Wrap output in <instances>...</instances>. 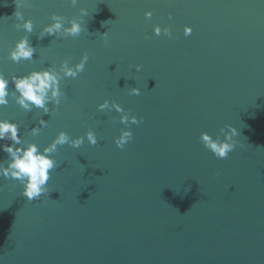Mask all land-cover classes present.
<instances>
[{
  "label": "water",
  "instance_id": "1",
  "mask_svg": "<svg viewBox=\"0 0 264 264\" xmlns=\"http://www.w3.org/2000/svg\"><path fill=\"white\" fill-rule=\"evenodd\" d=\"M82 8L79 36L38 39L53 14L67 23ZM17 10L31 33L14 27ZM157 25L170 35H155ZM21 37L36 51L14 63L8 52ZM84 52L52 114L26 112L13 96L0 106L25 143L43 148L58 131L89 129L99 141L58 146L40 200L0 177V264H264V0H0L5 78L71 66ZM105 99L140 121L123 149L113 143L120 114L97 110ZM37 119L47 124L33 136ZM227 124L244 146L217 159L199 135L222 139Z\"/></svg>",
  "mask_w": 264,
  "mask_h": 264
},
{
  "label": "clouds",
  "instance_id": "2",
  "mask_svg": "<svg viewBox=\"0 0 264 264\" xmlns=\"http://www.w3.org/2000/svg\"><path fill=\"white\" fill-rule=\"evenodd\" d=\"M24 0H15L17 8ZM75 5L77 0H70ZM87 15L85 9L80 10V18L73 19L67 23L61 15L53 14L50 19L51 23L45 24L39 32L38 39L47 36L77 37L85 29L82 18ZM146 18L151 16V12L144 13ZM14 17L19 23H15L17 30L23 29L27 33L33 31V23L31 19H25L20 11L14 12ZM155 35H159L161 31L165 35H170L167 27L163 30L157 25L152 29ZM185 36L191 33V28L185 26L183 29ZM107 32L100 34L102 38L106 37ZM106 42V41H105ZM35 48L31 45L27 37H21L15 42L8 52V59L14 63L21 60L31 61ZM88 60L87 52L81 54L79 62L69 65L67 60L60 62L59 68L51 66L40 70H32L25 75L12 74L8 78L0 73V106H6L9 103V96H13L16 105L26 112L32 111L33 108L40 109L44 114H52V110L48 105L51 103L58 107L61 99L65 97V93L61 90L60 83L64 78L75 79L77 75L84 70L85 63ZM135 70L139 71L140 66L135 65ZM11 81L14 91H9L8 85ZM139 88H129L130 95H138ZM98 111L108 110L119 113V123L125 125L119 130V135L113 138V143L117 148L123 149L125 144L132 140V132L129 130V124H138L140 121L135 116L129 115L115 101L111 103L105 99L97 106ZM38 126L30 129V134L38 135L40 128L46 126L47 122L43 119H37ZM20 125L10 122L7 119H0V141H10L11 143H0V151L4 152L7 159L0 161V177L4 179H13L22 185L23 195L28 201L40 200L42 196L48 195L49 191L47 183L50 179V172L58 167L57 162L52 158V154L57 151L58 146L68 145L72 148H79L86 140L89 145H97L98 138L91 129L84 132L83 136L71 138L65 131H58L54 138L43 148L37 144L27 142L18 135ZM225 128L227 131H225ZM222 135L214 138L205 132L199 135V141L204 148L209 150L217 159H225L231 151L238 145L243 147L233 138L238 135L235 127L225 125L219 130ZM83 167V165H82ZM215 175H219L216 173Z\"/></svg>",
  "mask_w": 264,
  "mask_h": 264
}]
</instances>
